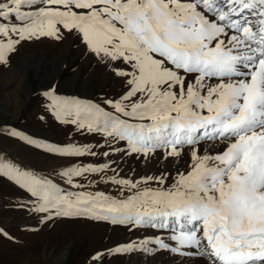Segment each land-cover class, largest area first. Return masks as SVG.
Wrapping results in <instances>:
<instances>
[{"label":"snow or ice","instance_id":"1","mask_svg":"<svg viewBox=\"0 0 264 264\" xmlns=\"http://www.w3.org/2000/svg\"><path fill=\"white\" fill-rule=\"evenodd\" d=\"M75 34L119 78L123 93L100 103L65 100L49 92L54 118L77 130L126 142L128 154L162 150L191 162L170 188H145L127 199L71 192L0 162V175L24 189L20 207L55 218L167 228L162 238L97 252L159 249L206 257L210 264H264V0H0V65L23 41ZM212 81H215L214 83ZM110 109V110H109ZM10 136L63 158L95 156L88 146ZM219 146L200 154L201 142ZM109 153L105 152L107 156ZM107 165L71 166L60 176L100 173ZM141 181L112 179L130 190ZM0 236L7 233L0 229Z\"/></svg>","mask_w":264,"mask_h":264},{"label":"rangeland","instance_id":"2","mask_svg":"<svg viewBox=\"0 0 264 264\" xmlns=\"http://www.w3.org/2000/svg\"><path fill=\"white\" fill-rule=\"evenodd\" d=\"M63 36L61 40L41 37L23 41L10 56L9 63L0 65V162L47 179L65 191L102 192L120 200L145 188H170L177 172L188 170L189 152L167 158L162 150L147 158L128 154L124 141L77 130L75 125L61 124L54 118L52 101L46 93L65 100L102 104L106 99L118 98L124 91L121 80L75 34L64 31ZM11 130L41 143L88 146L96 155L54 156L10 136ZM204 149H200V154H204ZM105 152L109 154L106 156ZM88 164L107 167L100 173L74 177V182L82 185L79 188L60 176L73 165ZM143 177H163V184L153 179L130 190L111 182L113 178L141 181ZM29 200L24 189L0 175V229L7 233V237L0 236V264H92L93 254L107 253L117 245H139L157 237L171 245L169 237L178 228L171 219L167 228L134 223L113 225L85 218L60 217L42 222L43 214L20 207L29 204ZM102 264H210V261L149 244L147 250L138 247L128 253L105 255Z\"/></svg>","mask_w":264,"mask_h":264},{"label":"bare ground","instance_id":"3","mask_svg":"<svg viewBox=\"0 0 264 264\" xmlns=\"http://www.w3.org/2000/svg\"><path fill=\"white\" fill-rule=\"evenodd\" d=\"M213 83L215 81H212ZM201 148H205L204 150L207 151V152H211V150H218L219 149V146L217 145H214L211 141L209 142H201V145L199 146ZM184 152H189L187 148L184 149Z\"/></svg>","mask_w":264,"mask_h":264},{"label":"crops","instance_id":"4","mask_svg":"<svg viewBox=\"0 0 264 264\" xmlns=\"http://www.w3.org/2000/svg\"><path fill=\"white\" fill-rule=\"evenodd\" d=\"M22 103V101L20 102V104Z\"/></svg>","mask_w":264,"mask_h":264}]
</instances>
